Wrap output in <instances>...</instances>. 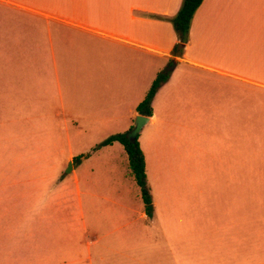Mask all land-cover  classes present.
<instances>
[{
  "label": "crops",
  "instance_id": "1",
  "mask_svg": "<svg viewBox=\"0 0 264 264\" xmlns=\"http://www.w3.org/2000/svg\"><path fill=\"white\" fill-rule=\"evenodd\" d=\"M181 2L0 0V264H149L168 208L184 234V207L229 188L211 231L234 242L235 191L264 194V0H202L173 55ZM163 70L137 136L149 218L122 146L93 147Z\"/></svg>",
  "mask_w": 264,
  "mask_h": 264
},
{
  "label": "rangeland",
  "instance_id": "2",
  "mask_svg": "<svg viewBox=\"0 0 264 264\" xmlns=\"http://www.w3.org/2000/svg\"><path fill=\"white\" fill-rule=\"evenodd\" d=\"M132 127V126H131ZM59 133V132H57ZM46 138H50L51 132L43 131ZM52 166L50 173L56 174L57 164L51 162ZM68 168V165L66 169ZM65 169V170H66ZM63 170L61 173H65ZM249 192H236L237 194H247V199L242 198L244 208L234 211V242H226L227 228L224 229V238H218L215 233H212L211 228L223 222H231L230 217V188L226 191H211L204 192L203 197L195 204H187L183 211L186 219V228L184 234L179 235L176 224V215L178 211L172 206L168 208L169 219L164 223L165 231L161 234L158 229H161L159 212L157 213V223H155V237L163 241V237L167 241L166 244H161L156 249L153 255H150L149 264H177V256L181 255L179 264H214L227 263L236 264H264V194L262 189H255L256 187L250 186ZM255 189V190H254ZM260 191V192H259ZM215 192V193H211ZM235 206L240 204L235 202ZM224 205V206H223ZM173 208V209H172ZM223 208L226 212L223 214ZM191 217H194L192 220ZM189 219L191 221L189 222ZM191 223V224H189ZM209 226V227H208ZM157 228V229H156ZM223 232V228L221 227ZM244 236L242 239L239 237ZM242 245L241 252L244 253V260H234L232 257L221 259L222 255L230 254L231 248L233 252H239L238 249ZM231 255V254H230ZM217 256V258H215ZM221 258H220V257ZM242 256V255H240ZM184 258V261H183Z\"/></svg>",
  "mask_w": 264,
  "mask_h": 264
},
{
  "label": "trees",
  "instance_id": "3",
  "mask_svg": "<svg viewBox=\"0 0 264 264\" xmlns=\"http://www.w3.org/2000/svg\"><path fill=\"white\" fill-rule=\"evenodd\" d=\"M201 1L202 0H182L181 6L178 9L177 13L170 19V23L177 38V42L172 48L173 55L180 54L182 52V49L187 41V33L191 17L197 7L200 5ZM167 77V70H163L156 74L145 96L135 107V113L137 115L144 116L146 118L151 116L150 104L152 97L155 94L156 90L159 88V86L166 81ZM128 131L108 136L103 141L95 145L93 149L109 145L112 142H117L122 146L127 158V164L130 173L136 185L139 187L140 197L144 206L145 213L150 218L152 214V205L145 182L143 156L137 143L138 134L133 140H128L125 136ZM76 159L78 158H75V161Z\"/></svg>",
  "mask_w": 264,
  "mask_h": 264
},
{
  "label": "water",
  "instance_id": "4",
  "mask_svg": "<svg viewBox=\"0 0 264 264\" xmlns=\"http://www.w3.org/2000/svg\"><path fill=\"white\" fill-rule=\"evenodd\" d=\"M146 122H147L146 117L140 116V115L134 116L133 122H132V127L125 135L126 138L128 140H133Z\"/></svg>",
  "mask_w": 264,
  "mask_h": 264
}]
</instances>
